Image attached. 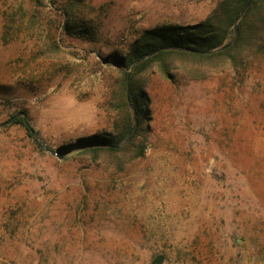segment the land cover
Returning <instances> with one entry per match:
<instances>
[{
	"label": "rangeland",
	"instance_id": "1",
	"mask_svg": "<svg viewBox=\"0 0 264 264\" xmlns=\"http://www.w3.org/2000/svg\"><path fill=\"white\" fill-rule=\"evenodd\" d=\"M215 4L0 0V264H264L262 58L238 74L137 78L140 157L70 146L119 133L106 57ZM17 112L34 135L3 125ZM60 146L63 159L49 152Z\"/></svg>",
	"mask_w": 264,
	"mask_h": 264
},
{
	"label": "trees",
	"instance_id": "2",
	"mask_svg": "<svg viewBox=\"0 0 264 264\" xmlns=\"http://www.w3.org/2000/svg\"><path fill=\"white\" fill-rule=\"evenodd\" d=\"M247 1L216 0L210 13L200 22L163 24L145 29L131 42L124 55L106 57L107 65L114 66L118 74L117 110L124 115L119 133L80 137L70 146L83 148L82 153H117L133 148L136 154L133 153L132 158L140 157L143 150L134 143V138L146 99L142 87L136 84L142 74L156 72L173 81L178 73L193 75L196 71H202L200 77L212 70L214 73L229 70L238 74L246 72L254 59L264 61V0H251L245 8ZM131 106L136 113L134 129ZM15 114L3 125L21 124L31 135L23 118L14 117ZM127 137V142L118 148Z\"/></svg>",
	"mask_w": 264,
	"mask_h": 264
},
{
	"label": "water",
	"instance_id": "3",
	"mask_svg": "<svg viewBox=\"0 0 264 264\" xmlns=\"http://www.w3.org/2000/svg\"><path fill=\"white\" fill-rule=\"evenodd\" d=\"M250 1H251V0H248V1H247L245 8L249 5ZM240 15H242V13H241ZM235 28H236V22H235V24H234V26H233V31H235ZM128 76H129V74H128ZM128 76H127V77H128ZM127 93H128V90H127ZM131 108H132V106H131ZM18 116H21V117L23 118V121H24V122L26 123V125L29 127V130H30L31 134L34 135V131H33V129L29 126L28 122L26 121L24 113H23V112H17V113L14 115V117H18ZM127 139H128V137L126 138L125 142L127 141ZM69 151H70V148L65 147V146H60V147H57V148H55V149H53V150H50L49 152H50L51 154H53L57 159H63L64 157L67 156V154H68ZM162 260H163V257H162L161 255H159V256H157L156 258H154L153 263H155V264H160V263L162 262Z\"/></svg>",
	"mask_w": 264,
	"mask_h": 264
}]
</instances>
